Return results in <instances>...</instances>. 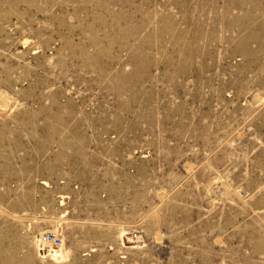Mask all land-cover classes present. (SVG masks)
I'll return each mask as SVG.
<instances>
[{"label":"rangeland","instance_id":"rangeland-1","mask_svg":"<svg viewBox=\"0 0 264 264\" xmlns=\"http://www.w3.org/2000/svg\"><path fill=\"white\" fill-rule=\"evenodd\" d=\"M0 264H264V0H0Z\"/></svg>","mask_w":264,"mask_h":264},{"label":"built area","instance_id":"built-area-1","mask_svg":"<svg viewBox=\"0 0 264 264\" xmlns=\"http://www.w3.org/2000/svg\"><path fill=\"white\" fill-rule=\"evenodd\" d=\"M133 239L137 240L138 235L134 234ZM36 246L42 255H47L50 250H58L62 246V240L58 234L44 233L40 235L36 240Z\"/></svg>","mask_w":264,"mask_h":264},{"label":"bare ground","instance_id":"bare-ground-1","mask_svg":"<svg viewBox=\"0 0 264 264\" xmlns=\"http://www.w3.org/2000/svg\"><path fill=\"white\" fill-rule=\"evenodd\" d=\"M54 253L51 254L52 257L57 258L58 260H63L67 255V251L64 249H60L59 251H53Z\"/></svg>","mask_w":264,"mask_h":264}]
</instances>
